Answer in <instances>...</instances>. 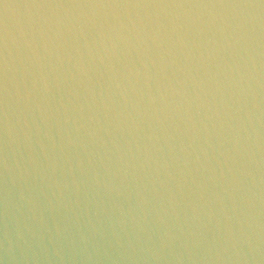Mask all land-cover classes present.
I'll list each match as a JSON object with an SVG mask.
<instances>
[{
	"label": "clouds",
	"instance_id": "clouds-1",
	"mask_svg": "<svg viewBox=\"0 0 264 264\" xmlns=\"http://www.w3.org/2000/svg\"><path fill=\"white\" fill-rule=\"evenodd\" d=\"M0 264H264V0L8 8Z\"/></svg>",
	"mask_w": 264,
	"mask_h": 264
},
{
	"label": "water",
	"instance_id": "water-1",
	"mask_svg": "<svg viewBox=\"0 0 264 264\" xmlns=\"http://www.w3.org/2000/svg\"><path fill=\"white\" fill-rule=\"evenodd\" d=\"M36 2H90V0H0V25H2L6 11L8 8L23 9L25 6ZM111 2V0H109ZM117 2H124V0H117ZM145 2H185V3H197V2H231V0H145Z\"/></svg>",
	"mask_w": 264,
	"mask_h": 264
}]
</instances>
